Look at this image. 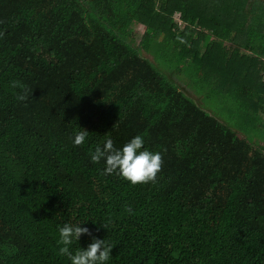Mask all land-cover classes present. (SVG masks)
I'll list each match as a JSON object with an SVG mask.
<instances>
[{"label": "trees", "instance_id": "1", "mask_svg": "<svg viewBox=\"0 0 264 264\" xmlns=\"http://www.w3.org/2000/svg\"><path fill=\"white\" fill-rule=\"evenodd\" d=\"M180 72L227 94L238 127ZM137 133L155 181L89 159ZM76 220L113 243L107 264H264V0H0V264H69L58 226Z\"/></svg>", "mask_w": 264, "mask_h": 264}, {"label": "clouds", "instance_id": "2", "mask_svg": "<svg viewBox=\"0 0 264 264\" xmlns=\"http://www.w3.org/2000/svg\"><path fill=\"white\" fill-rule=\"evenodd\" d=\"M12 84L15 86L17 82ZM27 95V91H22L16 99L24 101ZM88 136L89 131L79 126L73 130L71 142L82 145ZM88 156L93 163L102 162L101 174H118L133 184L155 181L162 164L161 153L146 146L143 135L139 133L118 147L114 145L113 138L106 135L102 143L89 149ZM82 234L89 237V242L86 246L73 247ZM112 247L113 243L104 237L94 236L83 220L65 221L58 226V253L66 256L69 264H107Z\"/></svg>", "mask_w": 264, "mask_h": 264}, {"label": "rangeland", "instance_id": "3", "mask_svg": "<svg viewBox=\"0 0 264 264\" xmlns=\"http://www.w3.org/2000/svg\"><path fill=\"white\" fill-rule=\"evenodd\" d=\"M174 18L178 20L179 24L182 25V22L179 19V13H174ZM133 26L137 30L138 34L142 33L143 29L138 23H135ZM144 54L152 59L150 54H147L145 52ZM166 59L161 57L159 60L157 59V62L163 64L166 63ZM167 70L168 69H166V71ZM180 74L181 75L179 77H176L174 75L171 77L174 78L178 86L185 93H187V95H189L191 98L193 97L194 100L199 102L205 110L213 113L221 121H224L233 128L238 127L235 118L236 112H233L234 109L237 108L235 107L234 102L230 99V97H228L227 94L223 92H215V90H212L207 85H204L203 82H200V80L194 74L188 75L187 73L184 74L183 72H180ZM238 129L240 130H238L239 133H241L242 135H246L247 137H252L256 139V132L252 130H243L240 128ZM262 142L263 141H261L260 143Z\"/></svg>", "mask_w": 264, "mask_h": 264}, {"label": "crops", "instance_id": "4", "mask_svg": "<svg viewBox=\"0 0 264 264\" xmlns=\"http://www.w3.org/2000/svg\"><path fill=\"white\" fill-rule=\"evenodd\" d=\"M181 21V20H180ZM182 22V21H181ZM181 25V24H180Z\"/></svg>", "mask_w": 264, "mask_h": 264}]
</instances>
